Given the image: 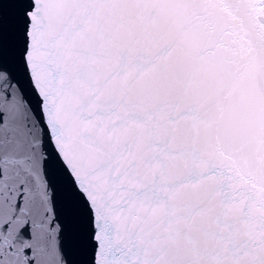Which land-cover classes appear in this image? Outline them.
<instances>
[{"label":"snow or ice","instance_id":"1","mask_svg":"<svg viewBox=\"0 0 264 264\" xmlns=\"http://www.w3.org/2000/svg\"><path fill=\"white\" fill-rule=\"evenodd\" d=\"M0 264H264V0H0Z\"/></svg>","mask_w":264,"mask_h":264},{"label":"water","instance_id":"2","mask_svg":"<svg viewBox=\"0 0 264 264\" xmlns=\"http://www.w3.org/2000/svg\"><path fill=\"white\" fill-rule=\"evenodd\" d=\"M9 7H11V6H9V5H6V6H5L6 9L9 8Z\"/></svg>","mask_w":264,"mask_h":264}]
</instances>
